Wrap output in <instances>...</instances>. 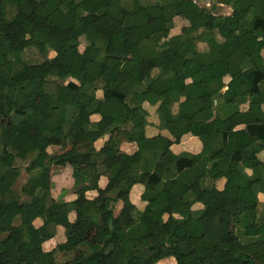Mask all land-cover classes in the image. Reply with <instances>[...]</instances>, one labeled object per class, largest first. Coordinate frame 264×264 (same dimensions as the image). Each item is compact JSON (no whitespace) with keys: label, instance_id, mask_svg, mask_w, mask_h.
Returning a JSON list of instances; mask_svg holds the SVG:
<instances>
[{"label":"trees","instance_id":"trees-1","mask_svg":"<svg viewBox=\"0 0 264 264\" xmlns=\"http://www.w3.org/2000/svg\"><path fill=\"white\" fill-rule=\"evenodd\" d=\"M252 1L0 0V128L15 125L0 130V264H264V8ZM28 48L44 59L25 61ZM190 136L198 152L174 148ZM66 167L94 174L68 199L52 193Z\"/></svg>","mask_w":264,"mask_h":264},{"label":"rangeland","instance_id":"rangeland-1","mask_svg":"<svg viewBox=\"0 0 264 264\" xmlns=\"http://www.w3.org/2000/svg\"><path fill=\"white\" fill-rule=\"evenodd\" d=\"M144 1L150 2L153 0H144ZM196 1L199 5L206 6V7H210L211 2H212V0H196ZM178 11H179V13L184 12L181 5L178 6ZM38 21H39L38 19L33 18V22L35 24H37ZM151 23H152V26L154 29H159L163 26L164 20L163 19L154 20ZM179 25H180V23H179ZM80 49H82V45H80ZM53 55H54V52L51 50L47 54L48 57H52ZM130 57L133 60H139L141 58V56L138 53L136 48L132 49V51L130 53ZM23 58L27 62L35 63V62L42 61L44 59V56L40 52H38L35 48H28L23 52ZM97 93H99V92L97 91ZM44 100H45L44 92L41 90V88L37 89L36 101L38 103H43ZM202 102H203L204 107H207V108L211 107V98L209 96H204L202 98ZM238 117L239 116L233 117V118H235L233 124H236L237 123L236 121L243 122V120H244L243 117H241V116H240V118H238ZM86 120H87V116H85L84 114H81L77 117V122L80 125V127ZM14 127H15V125H14L13 121L10 118H8L2 122V127L0 128V130H2L6 135H11L14 131ZM29 133L32 136H37L40 134V129H38V128L31 129V130H29ZM77 135H81V131H79L77 133ZM198 141H199V139H198ZM181 148H183V149L185 148L188 150H195L197 148L196 139H189L186 142V144H184ZM105 156L107 157V160L109 162L113 159V153L109 150H106ZM24 164L25 163H21L20 166H24ZM93 176H94V174L91 171L85 170V169L80 168V167H73V168L72 167H66V168L56 169L55 171H53V174H52V180L54 182V187L52 189V193L55 197H59V196L61 197L62 196L64 199H68V198H70L71 189H72V182L75 178L91 179V178H93ZM26 177H27V174L22 169L21 176H20V183L24 182ZM135 191L136 192H134V194L132 195L131 200L134 203H139L137 194L140 193L139 192L140 189H136ZM120 205H121L120 203L117 204L116 210H117V208L120 207ZM177 205L178 206L182 205V202L177 201ZM32 208L37 214L41 213L43 210V207L40 204H35L32 206ZM110 215H111V213L109 211H107L106 209H102V216L104 219L109 218ZM164 219H165V221L170 222L169 217H165ZM151 227L155 231L161 230L160 227L155 226V225H152ZM93 231L94 230L92 228H89L86 231L87 237L91 238L93 235ZM54 246H55V242L52 241L50 243H46L43 248L46 250H49L51 247L53 248ZM14 258H15V256H10L9 260L13 261ZM68 258H69V256L60 255L59 257H57V260L63 261V260H66ZM240 262H241V264H243V263H246V260H242ZM161 264H167V263L163 262Z\"/></svg>","mask_w":264,"mask_h":264},{"label":"crops","instance_id":"crops-1","mask_svg":"<svg viewBox=\"0 0 264 264\" xmlns=\"http://www.w3.org/2000/svg\"><path fill=\"white\" fill-rule=\"evenodd\" d=\"M252 6H253L254 8H257V9H262V8H264V0H253V1H252ZM216 11H217L218 14H230L231 11H232V9H231V7L228 6V5H225V4H218V5H217V9H216ZM206 96H209V95H206ZM209 97H210V96H209ZM205 108H207V107H205ZM236 116H237V115H236ZM94 118L96 119L97 116H94ZM238 118H240V116H239ZM234 119H235V118H232V119H231V127H232L233 129H241V128H243V126H244L243 123H244V122H238V121H236L237 123H236V124H233ZM189 139H196V141H197V148H196L195 150H188V149H185V148H184V149L181 148L184 144H186V142H187ZM174 148H176V149L179 150V151L198 152L199 149H200V141H198V138H197V137L190 136V137H188V138L182 140L178 145H175ZM260 157H261L262 159H264V153L261 154ZM247 172L250 173L248 170H247ZM224 182H225V180H224L223 178H221V179H219V180H217V181L215 182V185L217 186V188L221 189V188L223 187V185H224ZM104 183H105V181H102V182L100 183V185L103 186ZM208 183H209V182H208ZM206 184H207V183H206ZM209 184H210V183H209ZM136 189H140L139 192L141 193V191H142V186L139 185V184L134 185V187L132 188L131 193H130V199H131L132 195L134 194V192H136V191H135ZM140 193L137 194V196H138V200H139V195H140ZM258 199L260 200V202H262V200H263V196H262L261 193L258 194ZM131 201H132V200H131ZM133 203H134V202H133ZM134 204H135V205H138L139 203H134ZM200 207H202V206H201V204H199V203L193 205V208H200ZM120 208H121V205H120L119 208H117L116 211H119ZM261 208H264V207H261ZM165 217H167V216H165ZM165 217H164V218H165ZM52 241L55 242V244H56V240H55V239H52V240H50V241H48V242H46V243H50V242H52ZM46 243H45V244H46ZM45 244H44V245H45ZM44 245H43V247H44ZM51 248H52V247H51ZM51 248H50V249H51ZM163 262H167V260H165V261L163 260V261L159 262L158 264H161V263H163Z\"/></svg>","mask_w":264,"mask_h":264}]
</instances>
